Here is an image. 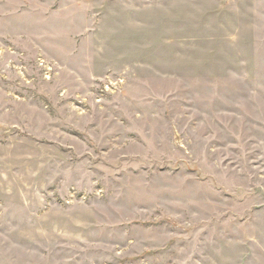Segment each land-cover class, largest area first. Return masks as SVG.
Returning <instances> with one entry per match:
<instances>
[{
	"label": "rangeland",
	"instance_id": "1",
	"mask_svg": "<svg viewBox=\"0 0 264 264\" xmlns=\"http://www.w3.org/2000/svg\"><path fill=\"white\" fill-rule=\"evenodd\" d=\"M0 264H264V0H0Z\"/></svg>",
	"mask_w": 264,
	"mask_h": 264
}]
</instances>
